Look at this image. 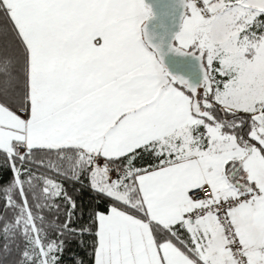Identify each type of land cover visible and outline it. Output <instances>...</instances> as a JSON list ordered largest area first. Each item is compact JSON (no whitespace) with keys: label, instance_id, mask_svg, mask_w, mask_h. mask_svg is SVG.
Returning a JSON list of instances; mask_svg holds the SVG:
<instances>
[{"label":"snow or ice","instance_id":"6c2138e0","mask_svg":"<svg viewBox=\"0 0 264 264\" xmlns=\"http://www.w3.org/2000/svg\"><path fill=\"white\" fill-rule=\"evenodd\" d=\"M85 236L264 264V0H0V264Z\"/></svg>","mask_w":264,"mask_h":264},{"label":"trees","instance_id":"16d2710c","mask_svg":"<svg viewBox=\"0 0 264 264\" xmlns=\"http://www.w3.org/2000/svg\"><path fill=\"white\" fill-rule=\"evenodd\" d=\"M71 188V185H69ZM75 195V193H73ZM89 195L84 194L83 199L79 200V204H87L89 202ZM93 205H98L101 210L106 206L107 201L103 200H92ZM63 211V209L61 210ZM92 239L91 237L78 238L77 242L72 244L70 249L65 251L62 258L61 264H73L74 259L76 261H83V264H92Z\"/></svg>","mask_w":264,"mask_h":264},{"label":"rangeland","instance_id":"374dc122","mask_svg":"<svg viewBox=\"0 0 264 264\" xmlns=\"http://www.w3.org/2000/svg\"><path fill=\"white\" fill-rule=\"evenodd\" d=\"M218 66V65H217ZM217 79H221L219 76H217Z\"/></svg>","mask_w":264,"mask_h":264},{"label":"crops","instance_id":"0c3cea01","mask_svg":"<svg viewBox=\"0 0 264 264\" xmlns=\"http://www.w3.org/2000/svg\"><path fill=\"white\" fill-rule=\"evenodd\" d=\"M214 66H217V65H214Z\"/></svg>","mask_w":264,"mask_h":264}]
</instances>
